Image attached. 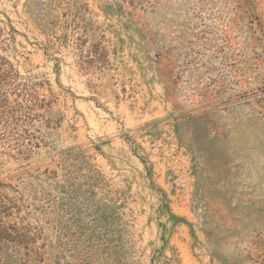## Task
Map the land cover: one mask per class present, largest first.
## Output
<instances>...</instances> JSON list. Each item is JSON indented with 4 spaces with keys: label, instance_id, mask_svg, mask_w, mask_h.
<instances>
[{
    "label": "rangeland",
    "instance_id": "374dc122",
    "mask_svg": "<svg viewBox=\"0 0 264 264\" xmlns=\"http://www.w3.org/2000/svg\"><path fill=\"white\" fill-rule=\"evenodd\" d=\"M0 56V264H264V0H0Z\"/></svg>",
    "mask_w": 264,
    "mask_h": 264
},
{
    "label": "trees",
    "instance_id": "16d2710c",
    "mask_svg": "<svg viewBox=\"0 0 264 264\" xmlns=\"http://www.w3.org/2000/svg\"><path fill=\"white\" fill-rule=\"evenodd\" d=\"M0 61H1L0 71L3 70L2 75H6L7 73L10 72V70L14 69L13 64L10 61H8L4 56H0ZM4 65H9L8 66L9 68L4 69L3 67ZM0 208H2L1 205ZM3 214H7V213L0 211V251L2 250V248L6 247L11 243H17L19 245L22 244V241L17 240V236H15L16 234L15 226L13 225L5 226L4 218L8 215H3Z\"/></svg>",
    "mask_w": 264,
    "mask_h": 264
}]
</instances>
